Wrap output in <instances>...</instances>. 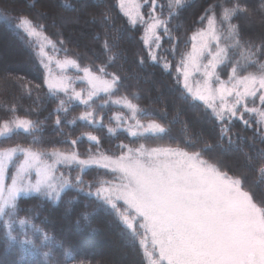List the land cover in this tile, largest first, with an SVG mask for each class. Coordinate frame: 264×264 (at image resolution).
<instances>
[{"label":"snow or ice","instance_id":"obj_1","mask_svg":"<svg viewBox=\"0 0 264 264\" xmlns=\"http://www.w3.org/2000/svg\"><path fill=\"white\" fill-rule=\"evenodd\" d=\"M149 3L153 8L145 18L140 11L143 5L135 0H117L132 26H144L141 39L148 58L172 75L166 53L171 51L175 56L176 40L168 28L169 20L161 18L163 6L158 0H144L145 5ZM183 4L184 0H169L168 16H175ZM156 7H160L161 15L155 14ZM215 7L210 5L200 17L207 26L192 36V50L175 64L173 78L183 88L186 101L199 102L197 106L203 107L219 130L218 139L238 149L242 163L264 178V0H220L219 15ZM240 18L249 24L259 19V42L257 36L232 22ZM17 19L16 26L29 37L42 34L44 25L27 16ZM197 36L199 44L195 42ZM163 37L169 38L171 49L163 48ZM44 47L40 46L39 57L47 69L51 58ZM103 47L105 53L111 51L107 42ZM236 51L239 56L233 59ZM144 62L141 58L140 63ZM113 63L114 57L109 56L99 65L83 66L66 56L57 61L58 67H71L77 74L62 71L53 77L49 71L43 85L36 84L35 90L46 87L48 95L59 101L55 125L61 131L62 124L79 120L93 130L107 127V133L117 138V129L137 139L159 138L166 129L154 119L142 123L141 117L148 113L119 94L123 77L108 70ZM218 68L228 69L227 80L221 79ZM193 73L200 75L195 86ZM24 87L30 95L33 87ZM77 104L82 109L79 115L62 120L61 113L66 116ZM110 105L118 110L105 124L104 113ZM9 111L11 117L0 121V137L10 139L19 130L29 135L39 131L37 121L15 114V106ZM237 122L242 127L234 133ZM247 130L251 136L243 135ZM81 136L89 142L84 158L76 150ZM81 136L70 140L67 151L43 147V140L35 136L27 146L0 147V235L9 247H18L25 254L19 264H71L74 257L62 241L37 225L34 217L20 215L18 196L37 194L57 202L66 189L84 191L85 187L88 195L107 205L126 226L139 244L144 264H264V198L257 200L243 175L233 173L218 160L205 158L211 144L197 148L192 142L185 148L149 149L144 143L132 147L121 142L116 146L119 155H107L98 135L88 131ZM92 168L104 169L103 175L112 178L86 184L81 173Z\"/></svg>","mask_w":264,"mask_h":264},{"label":"trees","instance_id":"obj_2","mask_svg":"<svg viewBox=\"0 0 264 264\" xmlns=\"http://www.w3.org/2000/svg\"><path fill=\"white\" fill-rule=\"evenodd\" d=\"M158 2L163 6L161 18L169 20L168 28L176 40L175 56L171 51L166 53L171 61L172 75L148 58V50L141 39L143 26H132L119 10L116 0H0V121L9 119L12 115L9 109L15 106L16 115L37 121L39 126V131L33 135L19 131L10 139L1 137L0 147L15 144L27 146L35 136L43 140V147L67 151L71 139L88 131L101 138L107 155H119L116 146L121 142L132 147L144 143L169 148H185L186 144L192 142L201 148L208 143L212 148L206 151V159L211 157L218 160L231 168L233 173L243 175L257 200L264 198V178L242 163L243 155L238 149L218 139L219 130L203 107L197 106L199 102L193 104L186 101L182 96L183 88L173 78L175 64L189 48L192 35L207 23L205 20L202 24L200 17L205 15L210 5L216 6L214 10L219 15L220 0H184L183 6L173 17L168 16V2ZM145 6L144 9L147 8ZM155 12L161 15L158 7ZM20 16H27L35 24L44 25L40 36L46 41H52L45 52L58 60L63 61L66 56H70L83 66H91L104 63L109 56H113L114 63L108 70L118 72L123 77L119 94L128 96L148 113L141 120L146 122L154 119L166 132L159 134V138L137 139L129 137L123 129H117V138L107 133V127L93 130L79 120L74 124H62V131L57 128L55 109L59 101L48 95L46 87L35 90L36 84L43 85L46 68L40 63V46L36 38L29 37L16 26ZM232 22L239 24L244 32L257 36L259 42L258 34L262 29L258 18L251 24L243 18ZM61 40L63 45L59 43ZM105 42L111 48L110 52H104ZM161 44L165 49L172 48L168 37H163ZM161 55L165 53L161 52ZM238 56L239 52L236 51L233 59ZM141 58L145 61L143 64L140 63ZM28 84L33 87L30 95L24 87ZM81 110L78 104L74 105L66 116L61 113L62 120L77 117ZM117 110L111 105L106 108L105 124L108 123V117ZM241 127L237 122L233 132H239ZM251 134V130L243 133L245 136ZM88 148L87 137L81 136L76 149L81 153V158H84L83 154ZM105 171L92 168L81 175L86 184L101 178L111 179V175H103ZM75 174L72 173L73 176ZM61 197L59 201L53 202L45 197L29 195L19 197L17 202L22 209L21 216L34 217L37 225L63 242L74 257L71 264H79L80 261L84 264H144L139 244L128 234L126 226L107 205L97 201L95 196L88 195L86 187L84 191L68 188L62 192ZM23 255L18 247H9L0 235V264H19Z\"/></svg>","mask_w":264,"mask_h":264},{"label":"rangeland","instance_id":"obj_3","mask_svg":"<svg viewBox=\"0 0 264 264\" xmlns=\"http://www.w3.org/2000/svg\"><path fill=\"white\" fill-rule=\"evenodd\" d=\"M168 3H169V0H166ZM135 2L136 3H139V4H141V5H143V7L140 9V11L142 12V14L145 16V18H147V16H148V13H149V10L150 9H152L153 8V6L149 3V4H147L146 6H147V8L146 9H144V6H145V4H144V0H135ZM116 3H117V0H116ZM158 5H160L159 4V2H158ZM118 6V5H117ZM145 6V7H146ZM119 8V7H118ZM158 9H160V7H158ZM119 10H120V8H119ZM145 12H144V11ZM155 11H156V8H155ZM155 14L156 15H158V13L157 12H155ZM128 18V17H127ZM143 26V25H142ZM207 26V23L205 24V27ZM204 27V28H205ZM201 30V29H200ZM200 30H198L197 32H199ZM160 30H158V33L160 34ZM197 32H195V33H197ZM194 33V34H195ZM193 34V35H194ZM143 35H144V26H143ZM192 35V36H193ZM35 38H36V40H37V43L39 44V46H41L42 44L45 46L44 47V51L47 49V47H49V43H48V41H46L45 39H42V37L39 35V36H34ZM197 44H199L200 43V37L199 36H197V40L195 41ZM223 43H225V41H222V44ZM192 44H193V40H192V38H191V41H190V45H189V48L187 49V51H186V53H184L183 55H187L188 53H190L191 52V50H192ZM212 47L214 48V44L212 45ZM48 55V57H50L51 58V63L49 64V68H47L46 69V73L47 72H49L50 71V73H51V76H53V77H56V76H59V75H61L62 74V71H63V74H66V75H76L77 73H76V70L75 69H73V68H71V67H69V68H67V69H65V70H62L60 67H58V65H57V61H62V60H58V58H55L52 54H47ZM182 56V55H181ZM210 58V57H209ZM207 61L206 60H204L203 61V63H206ZM230 67V66H229ZM218 71H220L221 72V79L222 80H227L228 79V76H227V71H228V69H223V70H221V69H217ZM79 75H83V73L82 72H80V73H78ZM200 78V75L198 74V73H193V78H192V83H193V86H195V83H196V80L197 79H199ZM77 83H79V82H77ZM141 122L142 123H145V124H147V122L148 121H143V120H141ZM19 131H22V130H19ZM1 138V137H0ZM140 144V143H139ZM139 144L136 146V147H138L139 146ZM147 148H149V149H151V148H160V149H163V148H169L168 146H162V145H158V144H156V145H145ZM172 149H175V148H172ZM57 167L58 168H60L61 170H63L64 169V166L63 165H57ZM31 195H37V194H31ZM22 196H25V195H23V194H21L20 196H18V198L19 197H22ZM29 196V195H28ZM46 198V197H45Z\"/></svg>","mask_w":264,"mask_h":264}]
</instances>
